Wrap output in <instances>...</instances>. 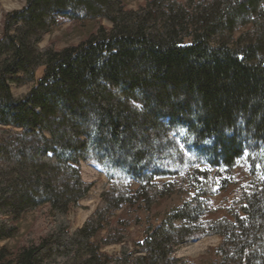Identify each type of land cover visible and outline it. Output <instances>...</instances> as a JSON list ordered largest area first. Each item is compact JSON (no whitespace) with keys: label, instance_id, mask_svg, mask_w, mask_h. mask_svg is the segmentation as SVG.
Wrapping results in <instances>:
<instances>
[{"label":"trees","instance_id":"16d2710c","mask_svg":"<svg viewBox=\"0 0 264 264\" xmlns=\"http://www.w3.org/2000/svg\"><path fill=\"white\" fill-rule=\"evenodd\" d=\"M25 1L5 16L0 38V242L17 238L30 212L39 217L0 248V264H191L177 251L203 226L199 197L149 226L134 248L127 228H108V218L125 204L150 213L176 191L154 183L174 174L173 132L210 169L233 170L249 152L264 174V0H148L138 10L123 0ZM82 16L112 29L78 47H40L60 19ZM27 82L33 89L16 99L12 85ZM83 162L139 187L117 195L111 182L104 208L73 230L70 212L93 188ZM207 171L195 172L209 192ZM235 209L210 224L222 238L211 264H264V179ZM110 245L120 252H104Z\"/></svg>","mask_w":264,"mask_h":264},{"label":"rangeland","instance_id":"374dc122","mask_svg":"<svg viewBox=\"0 0 264 264\" xmlns=\"http://www.w3.org/2000/svg\"><path fill=\"white\" fill-rule=\"evenodd\" d=\"M148 0H123L128 10H138L144 6ZM185 3L187 0H178ZM26 5L25 0H0V38L4 18L8 13L22 10ZM104 26L108 30L112 29V24L103 18H85L78 20L60 19L57 26L53 27L40 43L42 49L55 45L62 50L70 47H78L98 32ZM251 26L241 27L236 33V38L246 34L251 30ZM35 82H27L24 85H12V92L16 99L25 98L33 89ZM179 134V135H178ZM171 164L173 175L159 176L154 183L159 188L168 183H176V191L171 195L159 197L155 200L150 213L141 208L139 204L130 206L125 204L119 209L111 212L108 218L109 226H119L127 228L131 234L129 244L134 248L136 244L143 241L145 231L149 226H156L163 221L169 213L180 210L187 202H192V198L199 197L198 216L202 218L203 226L189 239L180 244L177 257L189 259L191 264H211L216 259V250L222 238L219 235L209 233L210 224L220 219H229L240 195L254 181H262L263 171L258 165L262 158L249 152L245 153L233 170L210 169V165L205 159H201L191 142L184 134L179 132L171 133ZM83 180L93 185L87 198L79 203L70 212L72 229L82 227L85 222L98 210L104 208L102 196L111 182L116 192L121 194L128 186L135 192L139 183L135 180L126 181L119 173H108L100 166L93 163H81ZM196 170L210 172V182L207 189L201 188L200 177L196 175ZM112 178V180H111ZM199 188V189H198ZM193 204H196L194 202ZM237 210V209H235ZM38 211L30 212L21 222V231L17 238L0 242V248L5 244L13 247L20 242L28 231L37 228ZM103 231L100 238L106 234ZM121 245H110L103 248L109 254L120 252Z\"/></svg>","mask_w":264,"mask_h":264}]
</instances>
